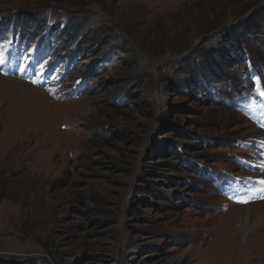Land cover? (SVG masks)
<instances>
[{"label":"rangeland","instance_id":"rangeland-1","mask_svg":"<svg viewBox=\"0 0 264 264\" xmlns=\"http://www.w3.org/2000/svg\"><path fill=\"white\" fill-rule=\"evenodd\" d=\"M260 90L264 0H0V264H264Z\"/></svg>","mask_w":264,"mask_h":264},{"label":"bare ground","instance_id":"bare-ground-1","mask_svg":"<svg viewBox=\"0 0 264 264\" xmlns=\"http://www.w3.org/2000/svg\"><path fill=\"white\" fill-rule=\"evenodd\" d=\"M3 79V78H2ZM5 81H7V82H13V83H16L18 86L17 87H20V86H22L23 84L19 81V80H15V79H5ZM26 85V84H25ZM14 90V92H18V91H16V89H13ZM22 90H23V92L24 93H30L31 95L32 94H38V93H40L39 92V90H37V89H34V88H31L30 86H25V87H23L22 88ZM15 96H17V94L15 95ZM26 96H24V98H25ZM37 97V96H36ZM262 220H260V222H263L264 221V218H261ZM243 222H241V224H242ZM241 224H240V226H241ZM239 226V227H240ZM250 225L248 224V222L247 223H243V225H242V229H241V232L242 233H246L248 230H250L251 229V227H249Z\"/></svg>","mask_w":264,"mask_h":264},{"label":"water","instance_id":"water-1","mask_svg":"<svg viewBox=\"0 0 264 264\" xmlns=\"http://www.w3.org/2000/svg\"><path fill=\"white\" fill-rule=\"evenodd\" d=\"M40 262H45V264H49L47 260L45 261L42 258H31V259L22 260L19 261V264H40ZM11 264H15V263L11 262Z\"/></svg>","mask_w":264,"mask_h":264},{"label":"trees","instance_id":"trees-1","mask_svg":"<svg viewBox=\"0 0 264 264\" xmlns=\"http://www.w3.org/2000/svg\"><path fill=\"white\" fill-rule=\"evenodd\" d=\"M257 30H258V28H257ZM234 46H231V48H233Z\"/></svg>","mask_w":264,"mask_h":264}]
</instances>
